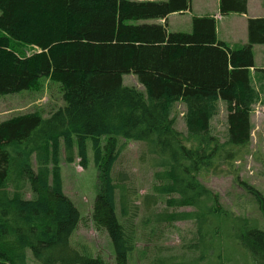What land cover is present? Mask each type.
Segmentation results:
<instances>
[{
	"label": "trees",
	"instance_id": "1",
	"mask_svg": "<svg viewBox=\"0 0 264 264\" xmlns=\"http://www.w3.org/2000/svg\"><path fill=\"white\" fill-rule=\"evenodd\" d=\"M189 10L190 0H0V97L49 78L61 86L64 103L47 118L29 112L0 122V264H27L28 252L38 264H106L70 244L80 216L63 194L58 167L60 142L72 162L76 149L85 156L86 139L100 137L106 141L102 148L93 145L98 191L91 221L110 239L113 264H129L136 234L125 181L112 176L118 137L143 143L158 158L150 204L163 198L167 207L192 210L155 215L158 223H195L188 251L200 256L176 264H200L209 251L225 264L227 251L212 238L219 218L243 227L237 245L251 264H264V227L222 210L218 195L198 180L240 160L250 145V117L259 100L250 75L252 47L264 45V18L247 20V43L236 50L217 39L210 16L192 17L189 33L147 23ZM246 12L247 0H219L222 16ZM130 74L144 92L123 85ZM220 102L223 143L210 128ZM177 104L184 107L185 134L174 128ZM241 185L264 224V196ZM233 258L226 262L240 264ZM169 263L159 258L155 264Z\"/></svg>",
	"mask_w": 264,
	"mask_h": 264
},
{
	"label": "rangeland",
	"instance_id": "2",
	"mask_svg": "<svg viewBox=\"0 0 264 264\" xmlns=\"http://www.w3.org/2000/svg\"><path fill=\"white\" fill-rule=\"evenodd\" d=\"M254 11H257V14L262 12L257 6ZM204 12L206 11L199 7L192 13L197 16ZM209 12H213V9L211 8ZM193 15L191 13L172 15L167 26L168 32L189 33ZM219 25L224 26V23L220 22ZM232 40L234 41L233 36ZM19 49L27 55L31 54L28 47ZM256 61L259 65L263 64L264 59L259 56ZM258 65L255 66L256 70L250 71L252 84L258 91L259 100L253 107L250 117L252 132L248 149L240 160L229 165L220 164L216 173H202L198 180L218 195L222 210L232 213L235 217L249 220L251 227L263 229L264 224L257 204L241 185L244 183L264 196V75L259 72ZM122 81L123 85L144 92L143 87L133 75H124ZM63 105L61 86L49 78H43L35 89L0 97V122L29 112H38L42 117L47 118ZM183 112V105L177 104L174 112V128L185 134ZM210 128L211 133L218 138L220 143H223L226 139V114L222 102L219 103L217 116L211 120ZM105 141L106 137L86 139L85 156H79L76 149L72 162L66 161L65 151L60 142L58 167L63 194L73 203L80 216L78 227L70 238L71 246L91 257H100L106 264H113L114 256L110 239L104 231L97 230L91 221L92 206L98 191V168L94 160L93 145L102 148ZM116 146V162L112 169V176L117 180L122 178L125 181L126 209L131 219L133 218L136 231L133 250L129 255V264H155L159 258L167 259L169 264L198 259L199 252L192 254L188 251V246L194 244L196 240L194 221L167 224L158 223L155 218V215L159 213L190 212L192 210L167 207L163 198L158 199L157 204L153 205L150 204V198L146 197L152 196V187L156 183L155 173L161 171L158 167L157 156L151 154L143 143L120 137L116 138ZM25 198L29 199L31 195L26 193ZM146 204H150L147 210H145ZM118 215L120 218L119 211ZM120 220L122 221V218ZM214 225L216 229L212 233V238L215 246L226 250L228 254L224 252L221 254L224 263L229 264L230 261H226L229 257H234L233 259L237 258L240 264H251L249 256L236 242V236L243 232V227L232 219L222 218L215 219ZM212 254L209 251L200 264H206V260L215 261L217 264L218 260L216 256L211 257ZM27 255V264H38L33 261L30 252Z\"/></svg>",
	"mask_w": 264,
	"mask_h": 264
},
{
	"label": "crops",
	"instance_id": "3",
	"mask_svg": "<svg viewBox=\"0 0 264 264\" xmlns=\"http://www.w3.org/2000/svg\"><path fill=\"white\" fill-rule=\"evenodd\" d=\"M141 1V0H134ZM147 1H164V0H147ZM264 0H247V12L245 15L239 14H219V0H190V10L183 13H178L179 15L192 14V12L197 11V8L202 7L206 12L193 15L192 17H203L210 16L215 20V32L216 37L219 41L223 42L229 49L236 50L243 47L247 43V20L248 19H256V18H264ZM258 7L259 11H262L261 14H257V11H254L255 7ZM213 9V12H209L210 9ZM215 11V12H214ZM177 14V13H176ZM175 15V14H172ZM169 15L166 20H153L147 21V23H157V24H166L169 25V18L172 16ZM231 18V19H229ZM220 22L224 23V26L219 25ZM168 31V30H167ZM225 31V33L223 32ZM231 35V36H230ZM232 36L234 41L232 40ZM236 48H235V47ZM253 59H254V69H257L255 66L258 65L259 56L264 59V45H255L252 47ZM263 64H259L258 69H264V61Z\"/></svg>",
	"mask_w": 264,
	"mask_h": 264
}]
</instances>
